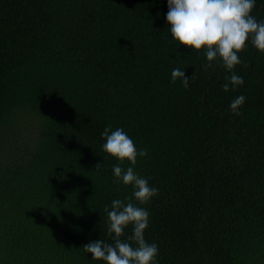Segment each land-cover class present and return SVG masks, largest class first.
<instances>
[{
    "label": "trees",
    "instance_id": "trees-1",
    "mask_svg": "<svg viewBox=\"0 0 264 264\" xmlns=\"http://www.w3.org/2000/svg\"><path fill=\"white\" fill-rule=\"evenodd\" d=\"M167 11V0H0V264H105L83 246L114 243L104 208L133 192L102 150L108 125L147 149L134 169L158 194L133 203L149 212L157 264H264V53L248 42L234 69L244 83L225 92L231 73L174 41ZM252 15L264 20V0ZM177 67L187 88L172 83ZM30 116L36 141L9 152Z\"/></svg>",
    "mask_w": 264,
    "mask_h": 264
},
{
    "label": "clouds",
    "instance_id": "clouds-1",
    "mask_svg": "<svg viewBox=\"0 0 264 264\" xmlns=\"http://www.w3.org/2000/svg\"><path fill=\"white\" fill-rule=\"evenodd\" d=\"M166 21L170 25L172 39L191 51L203 49L206 60L205 70L219 60L221 66L231 73L223 85L225 92L235 91L244 83L243 77L234 69L242 64L239 53L246 50L248 42L259 52L264 53V20L252 15L255 0H167ZM244 67H247L245 64ZM172 83L182 80L183 87L189 86V77L179 67L171 72ZM245 97H236L229 105L235 115H241L239 108ZM111 125L101 133L105 143L102 150L118 160L113 167L114 182L131 186V197L112 201L111 210L104 208L108 219V234L114 243L97 240L83 246L92 260L105 264H157L158 246L148 243L144 232L149 226V212L139 205L148 204L158 194V189L149 185L148 179L141 177L134 169L138 158L148 155L147 149H137L133 139L122 129L111 130ZM127 161L131 166L120 165ZM100 163L95 167L98 168ZM131 225L132 235L121 240L125 229ZM133 244L135 246H133Z\"/></svg>",
    "mask_w": 264,
    "mask_h": 264
},
{
    "label": "rangeland",
    "instance_id": "rangeland-1",
    "mask_svg": "<svg viewBox=\"0 0 264 264\" xmlns=\"http://www.w3.org/2000/svg\"><path fill=\"white\" fill-rule=\"evenodd\" d=\"M35 119L33 116H30L25 124H22L19 128L17 126L14 129L6 146L9 152L18 155V147L24 149L33 145L38 137V125Z\"/></svg>",
    "mask_w": 264,
    "mask_h": 264
}]
</instances>
